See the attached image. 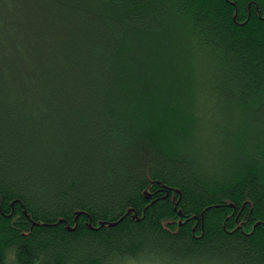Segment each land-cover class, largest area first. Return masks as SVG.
I'll list each match as a JSON object with an SVG mask.
<instances>
[{"label":"trees","instance_id":"16d2710c","mask_svg":"<svg viewBox=\"0 0 264 264\" xmlns=\"http://www.w3.org/2000/svg\"><path fill=\"white\" fill-rule=\"evenodd\" d=\"M0 264H264V0H0Z\"/></svg>","mask_w":264,"mask_h":264}]
</instances>
